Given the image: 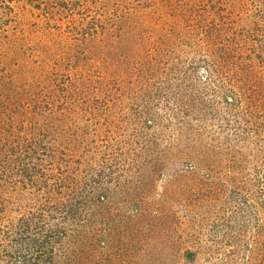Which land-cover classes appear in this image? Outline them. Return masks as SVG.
Instances as JSON below:
<instances>
[{
    "label": "rangeland",
    "instance_id": "obj_1",
    "mask_svg": "<svg viewBox=\"0 0 264 264\" xmlns=\"http://www.w3.org/2000/svg\"><path fill=\"white\" fill-rule=\"evenodd\" d=\"M0 264H264V0H0Z\"/></svg>",
    "mask_w": 264,
    "mask_h": 264
}]
</instances>
